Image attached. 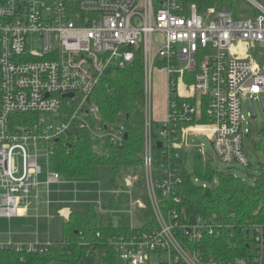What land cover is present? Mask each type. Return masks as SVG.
<instances>
[{"label":"built area","instance_id":"built-area-1","mask_svg":"<svg viewBox=\"0 0 264 264\" xmlns=\"http://www.w3.org/2000/svg\"><path fill=\"white\" fill-rule=\"evenodd\" d=\"M245 1L252 13L237 19L230 11L200 13L186 0H0V218L33 211L40 221L41 209L52 204L50 187L61 179L50 170V159L63 137L77 140L87 132L99 149L123 144L125 126L102 121L94 91L109 69H125L140 53L144 178H127L126 186L131 206L147 210L133 195L144 181L155 226L112 238L118 258L125 264H152L155 256L158 264H264V225L246 221L248 253L219 258L205 241L219 238L232 222L178 207L184 155L195 147L204 166L209 163L192 136H208L218 161L250 165L244 138L251 135L248 118L254 119L244 105L262 100L264 70L247 52L264 48V0ZM156 67L168 77V120L159 136L152 115ZM155 147L161 150L158 167ZM11 247L43 254L50 245L0 244Z\"/></svg>","mask_w":264,"mask_h":264},{"label":"trees","instance_id":"trees-1","mask_svg":"<svg viewBox=\"0 0 264 264\" xmlns=\"http://www.w3.org/2000/svg\"><path fill=\"white\" fill-rule=\"evenodd\" d=\"M195 5L200 13L210 9L230 11L235 18H242L250 11L245 0H186ZM104 123H123L128 138L121 146L107 143L105 149L96 147L89 133L82 132L77 140L63 137L50 159V170L66 180H89L95 167L109 169V178L116 192L123 188L121 179L131 169L142 166L144 156V64L138 53L134 63L125 69H109L94 91ZM121 116L123 118H121ZM205 123L206 119L199 121ZM264 152V135L255 142ZM161 150L155 147V167H158ZM248 167L252 168V164ZM249 178L254 184L229 172L204 166L197 154L195 174L202 181L218 183L203 188L194 183L192 174L184 171L181 186L182 203L178 206L191 216L217 214L220 219L232 222L233 227L223 231L219 238L210 237L205 243L213 255L231 259L246 255V235L242 225L246 222L264 225V165L255 169ZM143 191L142 200L148 206L146 223L140 227L115 226L110 213L118 194L110 195L100 212L98 202L90 204L84 214L73 212L62 225L61 240L50 245L43 254L18 251L16 248L0 249V264H122L111 239L155 226L144 181L136 184ZM135 185V186H136ZM134 186V188H135ZM134 199L135 193L133 191ZM100 202V201H99ZM106 215L105 220L103 217ZM233 233V237L229 234ZM204 243V244H205Z\"/></svg>","mask_w":264,"mask_h":264},{"label":"rangeland","instance_id":"rangeland-1","mask_svg":"<svg viewBox=\"0 0 264 264\" xmlns=\"http://www.w3.org/2000/svg\"><path fill=\"white\" fill-rule=\"evenodd\" d=\"M251 13L252 10L250 9L247 14ZM247 53L248 56L257 65L260 66V69L264 70V48L258 46L251 47L249 48V51ZM152 87V115L154 118V132L155 135L159 136L161 127L168 120V77L167 72L164 68L156 67L152 77ZM253 107L257 114V118L252 120L251 123L250 119L248 118L249 125H247V127L251 128V135H248L244 138V146L249 161L252 164V168L243 166L238 163L225 164L223 162L218 161L216 158V153L212 144V140L206 135L200 134V136H192L190 138L191 143H196L197 141H200L202 149L206 153L205 158H207L209 161L208 166H210L213 170H216L218 172H220L221 170L223 172H229L240 178L246 179L250 184L254 183H252L249 176L257 173L255 169H259L262 164L264 165V152L258 150L255 146V142L259 141L261 134L264 135V111L262 108V102L255 101ZM244 111L246 114L249 111L248 102L244 105ZM184 158L187 161V171L192 174V179L196 185L202 187L203 185H207L208 187H211V184L218 183V177H215L212 182L202 180L196 181L197 177L195 174V168L197 154L195 147L191 150L189 156L184 155ZM40 164L43 168V175L41 176V181L44 182L47 178V166L43 160L40 161ZM137 177H140V180L144 178V170L143 168H141V166L131 169L121 179L123 188L119 191H122V193L118 194L117 203L113 211L110 213L112 223L115 226H134L140 228L147 221V210L140 209L137 205L131 206V196L129 193V188L126 186L127 178H132L135 180ZM65 182L71 183L72 195L64 197L62 196V199L59 198V195H52V200L58 198L57 200H61L62 202H69L71 200L77 199L85 203H79V205L73 206V210L79 214L86 213L89 207L91 206L90 204L95 202L97 203L100 201L105 206L109 201L110 195L116 193V189L112 185L109 178V169L105 167H95L92 171L89 180H66L61 177L60 183ZM60 188H63V186H61ZM133 190L135 193V197L137 198L135 200H142V189H140V187L136 185ZM131 209L133 211V217H131L130 214ZM53 212H51V214L55 216ZM105 217L106 215L103 217V220H105ZM31 223L34 222L32 221ZM39 223L40 221L38 222V225L43 224L44 222H41L40 224ZM46 223H52L54 225V228L51 233V239L54 241L53 243L60 241L62 236L63 219L56 217L54 220H52V222ZM33 227L36 231V226L34 224ZM5 238L7 239V236H5ZM15 246L18 247V245ZM163 258L167 260V256H164ZM158 262L159 257L155 256L152 264H158ZM122 264L125 263L122 262Z\"/></svg>","mask_w":264,"mask_h":264},{"label":"crops","instance_id":"crops-1","mask_svg":"<svg viewBox=\"0 0 264 264\" xmlns=\"http://www.w3.org/2000/svg\"><path fill=\"white\" fill-rule=\"evenodd\" d=\"M63 186V188H60ZM53 187V190H52ZM71 183H55L50 187L51 190V201L52 204L49 207H43L41 209V213L43 217L40 219V223L43 224L38 225L37 221H34L33 211H30L29 216L27 217H13V218H0V244L6 245L9 242H12L14 245H18V247L29 248L35 246L37 243L40 245H52L54 244L51 239V233L54 228L52 222L56 217L63 219V223L69 218V216L75 212L73 209L74 205H79V203H83L77 199L71 200L69 202H62L61 200L53 199L52 195H59V198L62 199V196H71ZM122 191L119 193L121 194ZM61 201V202H60ZM85 204V203H83ZM55 212H53V211ZM51 212L55 214L52 215ZM51 214L52 218H46L47 214ZM34 223H31L32 221ZM33 224L36 226L33 227ZM38 225V226H37ZM7 236V239L5 238ZM14 241V242H13Z\"/></svg>","mask_w":264,"mask_h":264},{"label":"water","instance_id":"water-1","mask_svg":"<svg viewBox=\"0 0 264 264\" xmlns=\"http://www.w3.org/2000/svg\"><path fill=\"white\" fill-rule=\"evenodd\" d=\"M261 102H262V108H263V111H264V96L262 97ZM249 110H250V112H251V114H252V118H253V119H256V118H257V114H256V112H255V110H254V107H253V103H252V102H249ZM125 138H126V139L128 138V134L125 135ZM157 147H158V148H161V147H162V143H161V142L158 143V144H157ZM101 261H102V260L99 259V261H98L97 264H101Z\"/></svg>","mask_w":264,"mask_h":264}]
</instances>
